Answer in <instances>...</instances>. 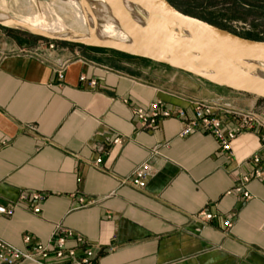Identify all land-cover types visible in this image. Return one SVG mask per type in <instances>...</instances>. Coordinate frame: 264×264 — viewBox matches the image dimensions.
<instances>
[{
	"label": "crops",
	"instance_id": "1",
	"mask_svg": "<svg viewBox=\"0 0 264 264\" xmlns=\"http://www.w3.org/2000/svg\"><path fill=\"white\" fill-rule=\"evenodd\" d=\"M49 45L0 27V207L12 209L0 215V240L29 250L51 242L61 227L74 236L65 248L76 259L90 248L92 264H264V180L246 185L249 200L235 191L257 168L249 163L257 152L264 170L259 133L238 136L228 156L206 133L179 138L176 119L146 131L131 113L154 101L189 116L192 102L250 111L263 101L189 85L177 73L165 78L153 64L115 52ZM220 118L232 128L229 116ZM117 137L121 144L113 145ZM143 164L150 167L145 189L122 185ZM32 193L45 197L37 215L33 202L19 201ZM199 213L214 218L197 221Z\"/></svg>",
	"mask_w": 264,
	"mask_h": 264
},
{
	"label": "built area",
	"instance_id": "2",
	"mask_svg": "<svg viewBox=\"0 0 264 264\" xmlns=\"http://www.w3.org/2000/svg\"><path fill=\"white\" fill-rule=\"evenodd\" d=\"M52 49L53 45H49ZM65 65H62L57 71L59 80L63 79V71ZM79 82L86 83L88 88H94L96 82L90 80L86 82L84 76L79 77ZM191 115H187L182 109L171 110L166 108L160 101L152 102L148 108H133L132 120L135 124L143 130H153L159 120L162 119H176L182 123V129L178 135L179 138H186L193 133H206L210 135L220 152L230 156L232 142L240 135L244 134H256L261 143L260 150L264 149V101L259 109L250 111L237 110L229 105L218 102H192ZM220 115L229 116L232 120L233 126L229 130H225L223 121ZM29 133H33L34 129L29 128ZM113 145L121 144V139L118 137L112 140ZM101 160L95 162L98 165ZM249 163L257 167L251 176H243L240 178L241 186L235 189L236 192H240L245 200L250 199V195L246 190V185L252 179H263L264 170L258 168L261 164L260 153L257 152L251 156ZM150 177V167L148 164H143L135 169L128 179H124L122 185H128L138 191L145 189L146 182ZM45 200V197L41 194L32 193L31 195H21L19 201L27 202L31 201L35 204L32 209V213L39 214V204ZM12 209H4L0 207V215L11 216ZM214 217L212 215H206L199 213L194 217L197 221H210ZM225 230L231 228V222L226 220L224 223ZM72 233L65 231L61 227H56L51 242L48 244L36 243L31 246V238L25 236L22 239V243L25 247H30L29 250H19L12 245L0 240V264H18L20 262H29L33 264H47V260L53 258L55 260H69L76 262V264H92L93 252L90 248H85L82 257L75 258L73 250L66 249L65 245L67 240L73 239ZM80 245L82 241L76 239ZM84 246V245H83Z\"/></svg>",
	"mask_w": 264,
	"mask_h": 264
},
{
	"label": "water",
	"instance_id": "3",
	"mask_svg": "<svg viewBox=\"0 0 264 264\" xmlns=\"http://www.w3.org/2000/svg\"><path fill=\"white\" fill-rule=\"evenodd\" d=\"M115 15L120 25L135 40L148 48L159 52H182L187 57L200 63L214 77L201 74L193 67L184 66L180 59L154 58L133 54L115 45H97L94 47L108 49L131 56L142 57L173 69L183 71L202 79L212 85L255 97L264 101V83L253 79V71L245 63L259 61L264 57V42L252 41L238 37L228 31L219 29L196 18L186 16L174 9L165 0H102ZM124 2L137 7L147 15L149 24L156 23L165 28L168 37L173 41L169 47H161L145 32L139 29L120 9ZM1 27H5L0 24ZM151 26V25H150ZM7 28V27H6ZM41 36V35H40ZM47 40L52 38L41 36ZM173 57H176L174 54Z\"/></svg>",
	"mask_w": 264,
	"mask_h": 264
},
{
	"label": "bare ground",
	"instance_id": "4",
	"mask_svg": "<svg viewBox=\"0 0 264 264\" xmlns=\"http://www.w3.org/2000/svg\"><path fill=\"white\" fill-rule=\"evenodd\" d=\"M30 1H32L33 3L34 0ZM54 1L57 2V0ZM22 3H24V0L22 1ZM55 4L57 5V3ZM67 5L72 12V24L78 28V31L72 29V27H65L63 22L59 20L60 18L56 20V22L54 21L53 23L46 24L45 21H43L44 19L40 16L33 15L18 20L17 18L11 17L4 12L2 13L1 11L0 24L12 30L32 35H41L61 41L72 43L76 42L91 47L97 46L99 44L115 45L133 54L146 55L154 58L167 59L172 61L174 60V58H178L181 60L184 66H191L203 75L214 77V75L211 72L205 70L200 65V63L187 57L182 52L173 51V53H163L157 51L154 48H148L140 44L137 40L134 39L131 34H129L125 30V28L120 25L115 15L102 0H68ZM40 7L41 5L37 8ZM40 9L41 11H44L42 10V7ZM119 9L139 29L145 32V34H147L149 37H152L153 41L156 44L165 48L169 47L171 44L173 45V41L168 37V33L165 31V28L150 26L147 15L144 12L140 11L137 7L130 4L129 2H124L120 5ZM65 11H63V13ZM99 20L102 21L101 26H99ZM171 54H174L176 57H173V55ZM258 60L259 66L257 67H254L253 61H247L245 65L253 71V79L255 81L264 83V57H261Z\"/></svg>",
	"mask_w": 264,
	"mask_h": 264
},
{
	"label": "rangeland",
	"instance_id": "5",
	"mask_svg": "<svg viewBox=\"0 0 264 264\" xmlns=\"http://www.w3.org/2000/svg\"><path fill=\"white\" fill-rule=\"evenodd\" d=\"M22 1L23 0H0V11L2 13L4 12L5 14L11 17L17 18L18 20L33 15L40 16L41 18L44 19L43 21H45L46 24L53 23L54 21L56 22V20L60 18L59 20L63 22L65 27H69V28L72 27V29L78 31V28L72 24L73 16L71 9L68 8L67 5L68 0H57V2L54 0H34L33 3L30 0H24V3H22ZM165 1H167L178 12L186 16H190L198 20H204L203 22L205 23H207L210 20H213L215 21L214 23L225 28V31H228L229 33H232L238 37L247 40L253 39V40H259L260 42H264V0H165ZM54 2L57 3L58 6ZM59 3H63V4H59ZM40 5L42 7V10L44 11H41L40 9L41 7L37 8ZM63 11L65 12L63 13ZM42 14L44 15V17ZM101 25H102V21L99 20V26ZM150 25L152 27H158L156 23H151ZM1 28L6 29L10 33L22 36L26 39H30L36 43L41 41L44 43L47 42L49 44H52L53 46L60 45L63 47H72L78 49L114 52L108 49L91 47L76 42L72 43V42L61 41L56 39L50 41L42 38L40 35H32L20 31L12 30L6 27H1ZM118 54L123 55V57L127 60H139L141 61L140 63L143 64L144 66L153 64L155 67L159 69L161 75H163L165 78L170 77L171 75L177 73L179 75H185V80L182 81H186L189 85L190 84L194 85L199 83H202L203 85L206 86L210 85V83L202 79H199L183 71L173 69L165 64L157 63L142 57L131 56L123 53H118ZM258 63H259L258 61H254L253 62L254 67L259 66ZM182 84H183L182 82L177 81L175 87L177 89L181 88L180 85Z\"/></svg>",
	"mask_w": 264,
	"mask_h": 264
},
{
	"label": "trees",
	"instance_id": "6",
	"mask_svg": "<svg viewBox=\"0 0 264 264\" xmlns=\"http://www.w3.org/2000/svg\"><path fill=\"white\" fill-rule=\"evenodd\" d=\"M201 21H204V20H201ZM214 22H215V21L210 20V21H208L207 23H209L210 25L215 26V27H217V28H219V29L225 30V28H223L222 26H220V25H218V24H216V23H214ZM248 40L259 41V40H253V39H248ZM262 101H263V100H262Z\"/></svg>",
	"mask_w": 264,
	"mask_h": 264
}]
</instances>
